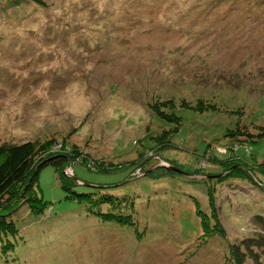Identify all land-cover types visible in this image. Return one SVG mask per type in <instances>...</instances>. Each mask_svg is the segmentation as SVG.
I'll use <instances>...</instances> for the list:
<instances>
[{
    "label": "rangeland",
    "instance_id": "1",
    "mask_svg": "<svg viewBox=\"0 0 264 264\" xmlns=\"http://www.w3.org/2000/svg\"><path fill=\"white\" fill-rule=\"evenodd\" d=\"M169 100L178 131L151 109ZM51 139L117 169L64 170L89 211L44 168L49 207L17 194L0 264H237L264 216V0H0V146Z\"/></svg>",
    "mask_w": 264,
    "mask_h": 264
},
{
    "label": "trees",
    "instance_id": "2",
    "mask_svg": "<svg viewBox=\"0 0 264 264\" xmlns=\"http://www.w3.org/2000/svg\"><path fill=\"white\" fill-rule=\"evenodd\" d=\"M169 106H171V108L175 107L171 100H169L165 104H153L151 105V109H153L157 113L160 119L175 125L174 131H178V129H180V125L182 124L181 118L174 112H167V110L165 109L169 108ZM205 108L206 107L202 102L196 107V109L199 111L206 110ZM164 133L161 135L159 140H162L164 142L167 140V144L168 140L170 142V139H168L167 137L168 132L165 131ZM57 142L58 141L51 139L46 142L28 141L22 144H5L3 146H0V240L3 237L4 241L7 240L9 236L16 237L19 233V229L14 225V223H8L6 221L7 212L9 213L13 210V203L14 201H16L18 193V195H20V193H26L27 195H29V198H27L25 195L23 197L27 198L30 203L33 202L31 211L34 215L42 216L48 209L49 203L45 201L38 193L40 174L42 170L48 166H52L56 170L62 188L71 195L69 198L78 199L79 202L88 204L87 209L89 211L103 202L102 200L93 199V194L77 193L74 190V185H81L78 182L82 181L77 178L76 173L74 178L65 176L64 170L71 165H74V163L76 162L84 165L91 171L97 172L115 171L117 169L116 166L113 165L112 162H99L91 156H88V154H84L79 150L77 146L63 144V147H59V145H55ZM215 153H217V156H211L214 159L213 161H215V163L213 164L221 167L224 173L232 169V160H220L219 156L224 155L220 153L219 150ZM159 158L161 159H158V161L162 159L170 163L174 161L161 156ZM200 164L197 169L198 174L200 173V171L207 168L206 163L202 164V162H200ZM179 166L182 165L179 163L178 168ZM129 167H131L132 170L134 169L132 165ZM174 167L175 166L171 164V167L160 170L158 175H155L154 171H150L149 175H154V178H163L167 176L173 177L176 176V172L173 171ZM263 168L264 166L262 167V169ZM143 170L145 172L148 171V169L146 168H144ZM134 171L131 172V178L133 177L132 175H134ZM235 175L237 174L232 173V176ZM209 190L210 195H208H212V197L210 198L212 212L210 215L202 214L201 222L203 230H206L207 232V230L210 229V232H213L214 228L211 226L212 219H214V221L217 220V207L216 202H214L216 198V189L210 187ZM17 206L19 205H14V207ZM97 214L101 217H104V219H106L107 221L116 220L117 222H119V220L121 219L120 216L116 219V216H114V214L112 213ZM254 222L258 226V230L256 233H254V236L249 238H242L240 239L239 243L234 244L233 246L228 237L225 234L222 235L223 237H227L226 239L230 241L232 246L231 249H233V254L235 255L237 264H246L247 261H249V263L251 264H264V216H255ZM220 225L222 226V224Z\"/></svg>",
    "mask_w": 264,
    "mask_h": 264
},
{
    "label": "built area",
    "instance_id": "3",
    "mask_svg": "<svg viewBox=\"0 0 264 264\" xmlns=\"http://www.w3.org/2000/svg\"><path fill=\"white\" fill-rule=\"evenodd\" d=\"M67 174V173H66Z\"/></svg>",
    "mask_w": 264,
    "mask_h": 264
}]
</instances>
